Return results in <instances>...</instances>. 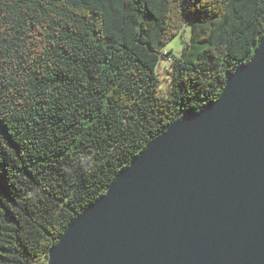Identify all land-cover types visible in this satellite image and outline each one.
Wrapping results in <instances>:
<instances>
[{"label":"trees","instance_id":"trees-1","mask_svg":"<svg viewBox=\"0 0 264 264\" xmlns=\"http://www.w3.org/2000/svg\"><path fill=\"white\" fill-rule=\"evenodd\" d=\"M189 24L182 55L165 53ZM263 36L264 0H0V264H48L70 223L216 100Z\"/></svg>","mask_w":264,"mask_h":264},{"label":"water","instance_id":"water-1","mask_svg":"<svg viewBox=\"0 0 264 264\" xmlns=\"http://www.w3.org/2000/svg\"><path fill=\"white\" fill-rule=\"evenodd\" d=\"M48 264H264V36L70 223Z\"/></svg>","mask_w":264,"mask_h":264},{"label":"rangeland","instance_id":"rangeland-1","mask_svg":"<svg viewBox=\"0 0 264 264\" xmlns=\"http://www.w3.org/2000/svg\"><path fill=\"white\" fill-rule=\"evenodd\" d=\"M191 37V25L189 24L183 34H178L173 37L171 41L166 45L165 49L173 50L176 55H182L185 41L190 40ZM157 74L161 80L160 91L164 96H168L170 92L172 69L171 63L166 59H161L157 67Z\"/></svg>","mask_w":264,"mask_h":264},{"label":"built area","instance_id":"built-area-1","mask_svg":"<svg viewBox=\"0 0 264 264\" xmlns=\"http://www.w3.org/2000/svg\"><path fill=\"white\" fill-rule=\"evenodd\" d=\"M165 53H167V49L165 50ZM164 59H166L167 62H169V63L173 62V57L172 56L164 57Z\"/></svg>","mask_w":264,"mask_h":264}]
</instances>
